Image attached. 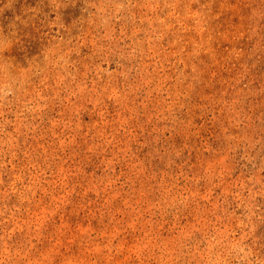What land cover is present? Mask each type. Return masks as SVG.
<instances>
[{
  "label": "rangeland",
  "instance_id": "374dc122",
  "mask_svg": "<svg viewBox=\"0 0 264 264\" xmlns=\"http://www.w3.org/2000/svg\"><path fill=\"white\" fill-rule=\"evenodd\" d=\"M0 264H264V0H0Z\"/></svg>",
  "mask_w": 264,
  "mask_h": 264
}]
</instances>
